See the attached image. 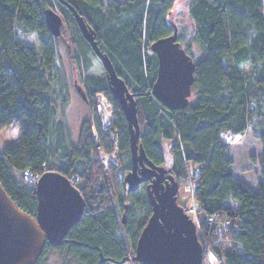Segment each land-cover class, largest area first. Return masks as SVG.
I'll list each match as a JSON object with an SVG mask.
<instances>
[{
    "label": "trees",
    "instance_id": "16d2710c",
    "mask_svg": "<svg viewBox=\"0 0 264 264\" xmlns=\"http://www.w3.org/2000/svg\"><path fill=\"white\" fill-rule=\"evenodd\" d=\"M61 1L93 32L100 51L133 96L139 144L153 166L165 168L161 146L168 144L170 175L178 190L191 185L199 230L208 231L207 217L228 216L231 226L225 236L217 243V236H211L213 258L220 264H264V181L253 191L237 179L232 172L231 145L226 143L227 138L239 140L250 130L261 145L255 164L264 180L263 0H188L190 28H183L181 34L180 26L169 21L177 0ZM54 4L72 29L76 64L81 66L82 58L88 72L86 56L93 52L66 6L57 0H0V131L18 128V138L0 151V185L22 212L33 217L36 197L34 190L22 188L21 183L32 184L25 175L38 178L55 172L69 181L78 178L73 186L84 200V214L70 231V248H59V254L79 264H102L105 258L121 261L128 257L123 241L117 238L121 227L133 255L151 216L147 186H143L141 197L134 194L139 189L127 192L123 186L130 168L129 133L105 75L97 78L87 74L84 92L87 102L95 93H103L113 106L119 162L121 156L124 158L117 174L111 168L113 171L104 176L94 158L98 145L107 153L112 151V144L99 132L96 118L82 122L75 143L58 118L57 110H63L68 98L65 86H56V39L44 19V12L54 11ZM174 27L178 44L195 67L194 99L181 111L166 109L151 95L157 60L150 45L170 37ZM18 32L33 35L35 44L24 43ZM92 123L97 130L96 142ZM198 165L189 179L188 172ZM14 174L19 175V181ZM106 177L116 184L118 181L124 192L116 207L111 205ZM124 199L128 202L126 210L121 203ZM138 207L142 216L134 225L129 218L132 209ZM121 214L126 224L121 223ZM224 243L230 245L227 251L223 250Z\"/></svg>",
    "mask_w": 264,
    "mask_h": 264
},
{
    "label": "water",
    "instance_id": "95a60500",
    "mask_svg": "<svg viewBox=\"0 0 264 264\" xmlns=\"http://www.w3.org/2000/svg\"><path fill=\"white\" fill-rule=\"evenodd\" d=\"M57 1L72 13L82 38L105 72L112 100L118 104L127 123L130 168L123 179V186L127 192H135L140 185L150 181L146 190L152 212L137 239L134 254L111 262L203 264L196 226L177 203L178 184L170 175V169L155 167L146 159L139 144L140 130L133 96L117 76L109 59L100 51L93 32L85 26L82 18L61 0ZM44 19L51 36L58 38L62 18L48 9L44 12ZM150 51L157 60L151 95L170 111L186 109L195 80V67L177 42L176 28L170 37L153 42ZM76 90L87 102L85 92L81 88ZM34 193L36 211L33 218L22 212L0 185V264H35L45 240L58 245L84 214L85 203L80 193L58 173H43L35 184ZM121 223H125L124 214Z\"/></svg>",
    "mask_w": 264,
    "mask_h": 264
},
{
    "label": "rangeland",
    "instance_id": "374dc122",
    "mask_svg": "<svg viewBox=\"0 0 264 264\" xmlns=\"http://www.w3.org/2000/svg\"><path fill=\"white\" fill-rule=\"evenodd\" d=\"M54 11L57 15L62 18L61 13L55 6L53 5ZM188 8V0H177L172 11L171 17L169 18L170 22H176L180 28L178 29L180 34L186 30V28H190V22L187 15ZM63 19V18H62ZM184 28V30H183ZM189 30V29H188ZM72 29L66 21L63 20V24L61 27V34L56 39V51H57V62L55 65L54 78L56 82L57 88H62L65 86L67 90V105L60 110V105L58 104L57 111L58 118L62 119L66 124V128L69 134V139L72 143H75L79 136L80 125L84 121L92 122L94 120L92 113V105L90 102H85L80 94L77 92L76 88H81L85 91L83 79L88 74L94 77H102L105 75V72L98 61V59L92 54L89 53L86 56L87 62L90 64V68L88 72H86L84 67V60L81 58V66H77L75 58H74V50L75 46L73 43V35L71 33ZM184 33V32H183ZM18 37L26 44L34 45L35 38L33 35H24L18 32ZM187 39V38H186ZM192 50L195 53L194 48ZM194 99V94L192 93L189 98V103H192ZM18 138V128L16 126H11L7 129L0 131V151L8 144L14 142ZM162 152L165 160V167H170L171 165V156L169 153V148L167 143L162 144ZM261 151V145L259 141L254 139L250 130L247 133L240 137L239 140L231 145L229 148V155L233 160L232 172L233 175L244 182L251 190L255 191L258 183L264 181L262 180V175L258 169V166L255 164L258 154ZM118 168L114 169V174H117L120 169L124 165V158L121 156ZM109 167H106L104 170V176L109 175L108 173L112 170ZM113 171V170H112ZM16 181H19L18 174L13 175ZM39 178V177H38ZM106 190L108 194L112 196V206L116 207L117 201L123 197V190L119 187V182L113 181L106 177ZM21 186L24 190H34L35 186L32 184H22ZM143 187L141 186L139 190L134 193L136 196L141 197L143 194ZM190 189L189 184L186 186H182L178 190L177 201L178 205L184 209H188L190 204ZM122 205L127 207L128 202L126 199L122 200ZM132 216L129 218V222L136 225L140 222L142 216V210L140 207L132 209ZM119 216V219L121 220ZM127 221V220H126ZM193 221V220H192ZM195 223V221H193ZM126 224V223H125ZM119 240H122L125 248L128 252V257H131L129 247V239L125 235V231L123 226L120 229L119 235L117 236ZM212 239H206V243L208 246V250L210 247H213ZM230 248L228 243L223 244V250L227 251ZM209 254L205 253V258L203 254V264H220L215 258H213L211 254V250H209ZM203 253V252H202ZM43 264H61V260L57 258V256L49 255L47 256L43 262ZM41 263V264H42ZM125 264H135V263H125Z\"/></svg>",
    "mask_w": 264,
    "mask_h": 264
},
{
    "label": "built area",
    "instance_id": "2783aa9c",
    "mask_svg": "<svg viewBox=\"0 0 264 264\" xmlns=\"http://www.w3.org/2000/svg\"><path fill=\"white\" fill-rule=\"evenodd\" d=\"M90 103L92 105V113L93 117L96 118L99 132L107 137V140L112 144V151L107 153L104 151V149L101 146H96V153H95V160L98 163V165L102 168L103 171L106 167L109 168H118L119 167V152L117 150V133L114 128L115 123V116H114V109L111 104V102L107 99L105 94L103 93H95L91 99ZM94 121V120H93ZM92 121V122H93ZM91 131L93 134V137L95 138V142L97 139V130L95 127V124L92 123L91 125ZM238 141L237 138H227L226 143L230 145H234ZM200 166H196L192 171L188 172L189 179L191 175L196 174ZM25 177L30 181L32 180V185L35 186L38 178H33L32 175L27 174ZM79 181L78 178H74L73 180H70V183L73 185L74 182ZM190 189V204L188 209H184V213L190 218L191 220L195 221L196 226V235L198 238V241H200V245L202 248V252L204 251V254L207 253V255L210 253L208 250V246L206 243V239H211V236L214 234L217 236L218 239H216L217 243L220 241L221 238L225 236V234L230 229L231 223L229 221L228 216L226 215H220L217 217H207L205 219V222L209 224V229L206 233H203V231L199 230V223L196 217V205L193 200L192 196V187L189 185ZM214 228L213 233H211V230ZM214 235V236H215Z\"/></svg>",
    "mask_w": 264,
    "mask_h": 264
},
{
    "label": "flooded vegetation",
    "instance_id": "af4514ba",
    "mask_svg": "<svg viewBox=\"0 0 264 264\" xmlns=\"http://www.w3.org/2000/svg\"><path fill=\"white\" fill-rule=\"evenodd\" d=\"M166 170H169V167H165ZM150 182V181H149ZM149 182L147 183H144L142 185H140V187L142 186H148L149 185ZM125 188V187H124ZM147 188V187H146ZM34 218V216H33ZM72 229V228H71ZM70 229V231H71ZM70 231L68 232V234L61 240V242L58 244V245H54V244H49L46 240H45V243H44V247L42 249V252H41V255L39 256L38 260L36 261L35 264H37L38 261H40L41 263L43 262V260L49 256V255H52V256H57V258L59 260H61V264H79L75 261H73V259L69 256H62L59 254V248L61 250H68L67 248H70V245L73 243L72 240H70ZM47 247V251L44 252L45 248ZM105 261H102L101 259V262L102 264H114L112 263L111 261H115L114 259L112 258H105L103 259ZM40 263V264H41ZM43 264V263H42Z\"/></svg>",
    "mask_w": 264,
    "mask_h": 264
}]
</instances>
